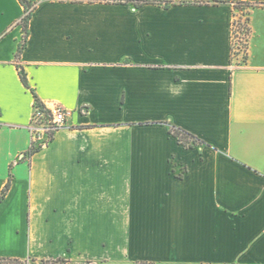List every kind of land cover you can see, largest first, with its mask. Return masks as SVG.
<instances>
[{"label":"crops","instance_id":"1","mask_svg":"<svg viewBox=\"0 0 264 264\" xmlns=\"http://www.w3.org/2000/svg\"><path fill=\"white\" fill-rule=\"evenodd\" d=\"M28 1L16 59L25 9L0 0V260L264 264V0ZM17 65L68 112L22 161L34 96Z\"/></svg>","mask_w":264,"mask_h":264},{"label":"trees","instance_id":"2","mask_svg":"<svg viewBox=\"0 0 264 264\" xmlns=\"http://www.w3.org/2000/svg\"><path fill=\"white\" fill-rule=\"evenodd\" d=\"M19 1L23 5V7L25 9V15H24V17L22 18V20L19 23V26L22 29V39H21V42H19L18 53L16 55V59L20 58L21 53L26 48L27 39H28V25H29V22L31 20L32 12L35 9V5L32 2H30L28 0H19ZM118 1H120V2H133V3H135L136 6H140V5L144 4L145 2H147V1H134V0H118ZM164 4H165L166 7H168L172 3L165 2ZM197 4L198 5H204V3H197ZM244 6H248L249 7V5L246 4V3L245 4L236 3L234 5L235 9L238 10V11H241L242 13L245 10ZM242 17L245 18V24L247 26L249 18H248V16L245 13H243L242 16L239 18V24H241ZM235 23H236V19L234 20V24ZM248 32L250 34V28L249 27H248ZM17 69H18V72H19V75H20V79H21L23 85L26 88L30 89L32 94H33V96H34V113H33V116H34L36 110H39L41 112V114H43L45 116V118L48 119L50 117V113L46 109V107L43 104V102H41L39 100V98L36 95L34 89H32L30 87L29 82H28V78H27V74L25 73L24 68L22 66H20V65H17ZM170 132L178 140V142L181 145H183L184 147L189 148V147H193V146H196V145L204 144L202 141H200L198 138H196L192 134L187 133L186 131L181 130V129L175 127V126H171ZM48 136L52 140L54 138V133H48ZM39 150H40V148H35L34 146H32L30 148V150L26 154L22 155L20 161L25 160V159H30ZM9 188H10V181L8 182V184L6 185V187L3 190L2 199L6 195L7 191L9 190ZM0 262H1V260H0ZM63 262H64L63 260H59L57 262H53L52 264H61ZM13 263H17V262H13Z\"/></svg>","mask_w":264,"mask_h":264},{"label":"built area","instance_id":"3","mask_svg":"<svg viewBox=\"0 0 264 264\" xmlns=\"http://www.w3.org/2000/svg\"><path fill=\"white\" fill-rule=\"evenodd\" d=\"M239 18H236V23L233 25V58H241V61L246 56L247 44L249 38L248 25L245 24V19L242 17L241 24ZM245 24V25H244ZM240 64V63H239ZM45 105V104H44ZM50 113L48 119L45 118L39 110H36L30 125V131L33 137L32 146L42 149L51 139L48 133H56L66 124L68 112L59 104L45 105ZM22 156H20L19 160Z\"/></svg>","mask_w":264,"mask_h":264},{"label":"rangeland","instance_id":"4","mask_svg":"<svg viewBox=\"0 0 264 264\" xmlns=\"http://www.w3.org/2000/svg\"><path fill=\"white\" fill-rule=\"evenodd\" d=\"M245 14H246V13H245ZM243 18H244V17H243ZM244 19H245V18H244ZM19 41L21 42V36H20V38H19ZM0 264H19V263H13V262L8 263V262H3V261H1Z\"/></svg>","mask_w":264,"mask_h":264}]
</instances>
